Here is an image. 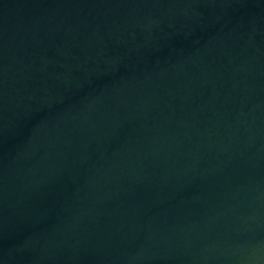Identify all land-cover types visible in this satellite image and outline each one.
<instances>
[{"label": "water", "instance_id": "water-1", "mask_svg": "<svg viewBox=\"0 0 264 264\" xmlns=\"http://www.w3.org/2000/svg\"><path fill=\"white\" fill-rule=\"evenodd\" d=\"M0 264H264V0H0Z\"/></svg>", "mask_w": 264, "mask_h": 264}]
</instances>
